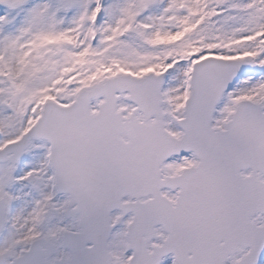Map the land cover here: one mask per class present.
Returning a JSON list of instances; mask_svg holds the SVG:
<instances>
[{
  "label": "snow or ice",
  "instance_id": "6c2138e0",
  "mask_svg": "<svg viewBox=\"0 0 264 264\" xmlns=\"http://www.w3.org/2000/svg\"><path fill=\"white\" fill-rule=\"evenodd\" d=\"M0 264H264V0H0Z\"/></svg>",
  "mask_w": 264,
  "mask_h": 264
}]
</instances>
